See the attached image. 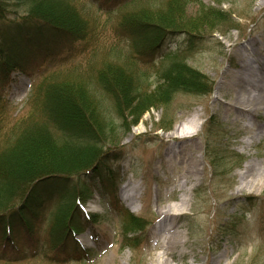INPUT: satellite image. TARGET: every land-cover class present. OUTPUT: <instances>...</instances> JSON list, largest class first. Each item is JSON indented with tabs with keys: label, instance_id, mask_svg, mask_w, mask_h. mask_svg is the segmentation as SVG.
<instances>
[{
	"label": "rangeland",
	"instance_id": "374dc122",
	"mask_svg": "<svg viewBox=\"0 0 264 264\" xmlns=\"http://www.w3.org/2000/svg\"><path fill=\"white\" fill-rule=\"evenodd\" d=\"M60 1L69 6L68 11H79L86 22L99 21L100 25L96 29L99 35L89 43L91 55L86 57L82 46L79 57L70 54L69 62L61 67L69 72L53 77H57L53 80L56 82L62 78L70 82L72 90L78 92L79 105L86 109L92 122H97L93 142L77 146V156L67 169L81 161L82 157L78 156L84 152L93 154L103 148L104 154L113 155L117 172L114 182L107 183L106 187L97 182L87 203H83L86 213L100 214L103 218L85 234L82 242L92 254L87 262L79 264H152L156 254L162 252L154 245L153 227L162 231L170 221L157 212L164 205L182 208L183 214L178 215L174 230L187 239L185 245L176 246L174 251L175 255L179 254L176 249L180 248L187 255L171 264H211L212 257H218L223 249L228 250V256L218 264H264V182L257 190L236 192L241 187L239 173L248 163L253 165L249 169L252 174L264 171V110L258 108L250 120L253 128L260 127L262 133L246 146L244 140L252 135L244 126L248 120H236L231 107L249 64L256 58H264V0H133L110 14L101 13L88 0ZM2 8L24 14L31 11L33 1L6 0L0 5V10ZM168 8L175 11L170 15L172 21L177 18L187 23L184 24L187 32L177 39L180 43L172 42L168 55L154 62L135 58L131 41L115 35V21L125 12L142 11L149 19L155 20L159 15L164 23L168 17L162 13ZM188 45L187 51L184 47ZM175 52L180 54L178 58L173 56ZM54 62L57 60H51L48 67ZM46 65L47 62L40 67ZM70 65L74 70L69 69ZM135 66L145 72L141 74ZM113 67L121 69L115 71ZM122 67L129 73L132 69L133 75L127 82L121 73ZM99 75L107 81L110 90L118 88L113 84V80H117L123 82L121 88L140 84L149 92L164 78H169L166 89L179 80H189L191 88L202 90L189 92L179 88L171 92V89L167 103L154 102L132 119L130 110H119L123 105L118 93L112 90L110 94L101 88V81H97ZM41 80L40 74L28 76L15 72L12 75L4 92L0 152L18 138L22 128L42 121L40 110L28 116L33 107L30 102L33 91L42 84ZM261 82L264 87V73ZM137 95L130 97L135 110L143 104L138 102V97L145 96L138 92ZM196 110L201 114L200 131L196 133L192 129L195 133L192 137L172 135L174 128L180 122L185 123ZM48 131L60 144L55 130ZM47 144L43 142L41 147L46 149ZM42 148L38 149L39 158H42ZM47 152L38 162L39 167L49 161ZM190 160L198 162L195 177L185 171ZM59 164L55 166L63 168ZM178 173L188 178L183 187L182 184L172 186ZM111 192L118 200L114 207ZM125 192L137 197L126 201ZM184 194L188 201L181 207L179 200ZM60 204L44 206L34 223L46 225ZM121 208L138 219L132 223L137 225L136 230L124 228L125 216L118 211ZM91 232L94 234L90 235ZM191 251L199 254L198 260L193 259ZM27 261L28 264H78L61 260L51 263L44 256Z\"/></svg>",
	"mask_w": 264,
	"mask_h": 264
},
{
	"label": "trees",
	"instance_id": "16d2710c",
	"mask_svg": "<svg viewBox=\"0 0 264 264\" xmlns=\"http://www.w3.org/2000/svg\"><path fill=\"white\" fill-rule=\"evenodd\" d=\"M4 1L0 0V5ZM16 1L22 3L24 0ZM30 1H33V8L24 14L9 10L6 12L3 8L0 10V118L5 107L4 92L15 72L28 76L42 75V84L33 91L30 101L33 107L28 116L40 110L43 118L39 123L33 122L29 127L22 128L18 138L0 152V264H28L27 260L35 256H44L51 263L61 260L63 263L75 261L79 264L86 262L88 255L83 251L75 252L73 257L70 255V250L76 249L79 244L77 236L102 218L100 214L86 213L82 209L83 203H86L97 182L106 187L107 183L116 179L117 172L113 165V155L104 154L103 148L95 150L93 154L84 152L78 156L82 157L81 161L67 169L69 162L77 156V146L93 142L97 122H92L86 109L79 105L78 92L72 90L70 82L65 81V78L58 82L53 80L60 73L69 72L65 67L62 71L61 67L69 62L70 54L79 57L82 46L86 57L91 55L92 47L89 43L99 35L96 29L100 25L99 21L95 24L86 22L76 9L68 11L69 6L63 5L60 0H45L44 3H39L41 0ZM88 1L101 13L110 14L133 0ZM174 12L168 8L162 13L168 17L164 23L159 20V15L154 20L147 18L142 11L125 12L115 21L113 31L115 35L131 41L135 58L154 62L167 56L169 45L172 42L180 43L177 39L187 32L185 21L177 18L171 20L170 15ZM183 43L186 46V42ZM184 48L188 51L190 45ZM173 56L178 58L180 54L175 52ZM53 59L57 62L48 67ZM45 62L47 65L40 67ZM72 66H69L70 70H74ZM135 67L141 74L145 72L140 66ZM123 68L121 73L126 76L127 82L133 72L132 69L129 73ZM113 69L117 71L121 68ZM186 76L196 79L190 74ZM98 79L103 90L107 89L110 94L112 90L118 93L123 105L119 106V110H130L132 119L140 116L154 102L167 103V94L171 89V92L179 88L189 92L202 90L191 88L189 80H179L176 85L166 89L169 78H164L149 92L140 84L135 87L132 84L128 87L124 85L121 88L123 82L117 80H113V84H117L118 88L110 90L101 75ZM137 92L147 97H138V102L143 104L135 110L130 104V97L133 94L138 96ZM51 128L58 135L60 144L50 135L48 130ZM43 142L48 143L46 149L41 147ZM41 148V157L45 158L43 153L48 151L50 158L48 162L43 161L44 166L39 167L38 162L42 158H39L38 149ZM91 154V157L85 156ZM57 162L63 168L55 166ZM111 198L114 207L118 203L114 192H111ZM53 204L60 206L46 221V225L34 223L39 211ZM118 211H122L119 214L125 216L124 228L136 230L137 225L132 223L138 222V219L124 208Z\"/></svg>",
	"mask_w": 264,
	"mask_h": 264
},
{
	"label": "bare ground",
	"instance_id": "6f19581e",
	"mask_svg": "<svg viewBox=\"0 0 264 264\" xmlns=\"http://www.w3.org/2000/svg\"><path fill=\"white\" fill-rule=\"evenodd\" d=\"M264 58L261 56L259 58H256L253 61V65L249 64L248 72L243 76L242 78V86L238 92H236V96L234 98L233 103L231 104V107L233 108V115L235 116V119L238 121H244L248 120L246 123H244L245 128H249V131L252 132V135L247 136V138L244 140V145L251 144L255 138L258 137L259 134L262 133V130H260V127L257 129H254L252 126V123L250 120L254 117V114L258 110V108H262L264 110V87L262 86V76L264 73V61H262ZM258 67V69H256ZM201 114L199 111H194L191 116L186 119L185 123L180 122L178 126L174 128V131L171 133L172 135L177 136H189L192 137L195 133H193V130L198 133L200 131V127L202 125V121H200ZM193 129V130H192ZM192 130V131H191ZM191 134V135H190ZM197 161L190 160L188 163L189 166L186 168V172H189L190 176H194L198 171ZM253 165L251 163H248L246 168L239 173L238 181L241 184V187L236 191H240L243 189H247L248 191H254L257 190L259 185H261L264 182V171L259 173L252 174L249 169L252 168ZM256 175V176H254ZM185 178L183 182L181 183L180 180L182 178ZM188 181V178L186 175H180L178 173L177 177L173 181V187H176L178 184L179 186L182 184L185 185ZM128 192H125L123 194L125 200L127 201L130 197H137L136 195H129L126 194ZM188 201V197L184 194L180 200L179 205L182 207L185 202ZM182 208L176 207V209L169 205H164L163 207H160V209H157V212L161 215H165L170 219L168 224L164 226V229L157 230L156 227H153V242L154 245L159 248V250H162L160 254H156V256L153 259L152 264H171L173 261H177L176 259H181L182 256L185 257L187 255V252H183L182 249L176 251L179 254H174L175 247L182 244L185 245L187 242V239L182 238V235L174 230L175 225L177 224L179 214H183ZM85 239V238H82ZM191 255L193 259L198 260L199 254H197L195 251H191ZM228 256V250L223 249L221 253H219L218 257H212L211 264H218L219 261L223 259V257Z\"/></svg>",
	"mask_w": 264,
	"mask_h": 264
}]
</instances>
